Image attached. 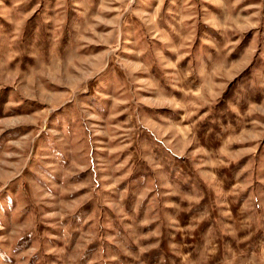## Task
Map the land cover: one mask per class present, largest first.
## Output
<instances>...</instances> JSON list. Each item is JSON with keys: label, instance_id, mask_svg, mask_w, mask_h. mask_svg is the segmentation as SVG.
Here are the masks:
<instances>
[{"label": "rangeland", "instance_id": "rangeland-1", "mask_svg": "<svg viewBox=\"0 0 264 264\" xmlns=\"http://www.w3.org/2000/svg\"><path fill=\"white\" fill-rule=\"evenodd\" d=\"M0 264H264V0H0Z\"/></svg>", "mask_w": 264, "mask_h": 264}]
</instances>
